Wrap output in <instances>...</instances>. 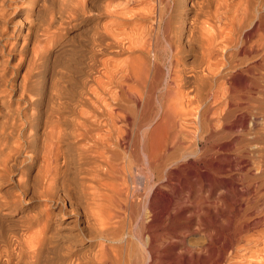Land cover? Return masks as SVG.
I'll list each match as a JSON object with an SVG mask.
<instances>
[{
	"label": "bare ground",
	"instance_id": "obj_1",
	"mask_svg": "<svg viewBox=\"0 0 264 264\" xmlns=\"http://www.w3.org/2000/svg\"><path fill=\"white\" fill-rule=\"evenodd\" d=\"M130 1L133 2L134 0ZM154 1V7L158 11L157 15H154L156 11L151 8V5L148 8L152 12L147 11L148 8L146 7L142 10L133 9L128 11L129 16L128 14L125 16L123 14L125 11L124 6L122 5L118 6L120 8L118 11V8L106 11L109 15L107 16L111 17L109 22L107 21L108 23H101L100 26H97V24L95 27L91 25L93 28L92 48L90 47L92 49L90 59V62H92V64L90 63L92 65V72L90 71L92 75L90 74L89 77H91L92 85L88 86L89 89L87 88L88 90L86 89L85 93L80 91V103L87 108V111L80 112V110V114L72 118L66 116L37 118L32 117L33 115L29 116L23 111L25 109L24 104L15 107L14 114L12 109L6 110L11 103L12 92L18 86V83L11 81L12 78L9 76L7 68L15 54L23 55L28 44H31L32 41L38 42V38L46 36V33H37L30 19L26 21L24 18L22 20L21 16L24 8L17 4L15 0H0V24L3 27L0 31V38L3 39L0 43V184L6 176V179L11 180L14 177L11 178L10 175L13 176L18 173V176L13 179L11 187L17 192H10L11 189H9V192L6 190L3 194L0 193V228L3 225L8 226V230L4 227L7 232L3 228L4 234L2 232L0 235V264H117L114 259H108V255H111V253L108 254L107 252L110 249L114 251L118 247L119 249L122 248V245L119 246L118 244L122 240V236L119 234L121 232H118L120 228L117 226H119V222H122V224L124 222L120 221L119 207L122 205L124 207V204L121 205L124 198L132 196L131 194L135 191L138 192L139 190L136 188L139 186H136V188L132 187V184V188H129L130 185L127 186L125 181L131 174L135 173H127L129 174L127 176L123 171L121 172V168L125 167L122 164L118 166L116 158L117 155L122 153L116 149L106 151L107 144L105 142L108 138L113 146L119 147L122 137L125 139L123 135L128 133V131L125 133L126 127H124L128 117L125 115V108L128 110L126 112L130 113V109H128L130 105L138 106L139 103L142 104L140 101L143 94L141 96L140 88L142 86L144 88L145 86L148 87V85L149 89L152 88L155 77H159L156 75L159 69L162 68L164 72L162 81L164 87H162L170 90L175 88L172 92L173 95L169 96L170 98L166 103H161L160 106L155 105L159 107L158 112L153 117L151 116L148 121L144 124L139 122L143 125L140 128V139L138 138V141H140L138 158L139 163L143 165L142 167L147 172V179L146 181H143L145 178L142 180L146 193L140 207L139 230L137 233L134 232V236L142 248V264H264V253L263 258L255 259V256L260 254L262 250L264 251V191L261 189L264 184L262 180L264 167L261 166L259 161L248 163L251 158L246 159L248 155H245V150L239 147L240 144H237L238 148H232L230 146L231 140L222 136L223 132H227L234 127H236L235 130L239 128V131L246 129L244 127L245 120H247L245 119L246 107L242 110L236 107L237 105L224 103L226 105L223 107L221 105L222 108L218 109L219 105L227 98L224 94V91L227 90L223 91V88L221 90L224 83L220 85L219 80H222L223 77L226 78V76L232 78L234 74L242 70L240 69L244 65L242 63L246 61L242 60H250L247 55L249 56L251 45L248 49L243 46L244 44L240 40L250 26L249 23L245 27L240 24L241 21H245L244 23L247 24L246 19L249 16L251 17L249 13L247 14L248 10H246V4L247 7L249 5L248 0L241 1L245 5L241 8L239 7L240 1L235 2V4H238L237 8L235 4H232L231 14L226 15L223 27L219 23L222 28L215 29L214 35L206 34L207 32H204L205 26L203 27L204 22L207 24L206 20L209 21L211 18L209 4L212 0H179L180 10L177 17L174 15L176 17L174 23L176 24L169 28V40H162V43L165 41L162 46L166 47L168 51L167 58L165 57L166 65L162 68L154 50L150 49L151 44L148 40L151 30L154 31L153 27L160 28L161 1ZM230 1L217 0V4H222L227 12L231 4ZM255 1L257 2V0ZM250 5L249 7H251ZM110 6L112 7V5ZM7 9H11V11H7ZM73 10L74 8L71 7L70 12L73 13L75 11ZM153 11L155 12L153 13ZM167 11L169 12V10ZM70 12L68 11V14ZM150 13H153V15L150 16ZM238 13H240L239 18H237ZM260 13L262 14V12ZM18 15L21 20L18 19L15 23L13 19ZM95 16H97V13ZM260 17L264 18L263 16ZM133 19L134 21L145 20V22L148 20L151 23H149L150 26L146 24L144 27L143 25L136 28L130 25L133 28L129 29L122 27L127 21ZM166 20H168V17ZM7 24L14 27L7 30L5 28ZM35 25L37 26V24ZM163 29L165 30V28ZM222 29H225V32ZM255 31L257 32V30ZM234 33L237 34V38L233 37ZM249 35L252 37L250 33ZM260 35L259 33L257 37H260ZM239 36L241 37L237 41ZM245 36L247 37V34ZM164 38L161 37V39ZM151 39L153 40V38ZM253 41L254 39L250 42ZM217 42L218 44H216ZM254 42L253 44H258L259 38L256 43ZM220 44H222V49L227 47L226 50L220 53L224 60L212 62L213 59L215 61V58L210 59L214 57L213 54L217 55V48ZM257 44L254 47L255 49L257 47L258 50L260 45ZM190 47L194 51L193 56H191L193 58L190 57L192 62L189 64L187 60L189 65L187 64L186 68H184L185 66L179 68L175 56L180 52L185 53ZM229 48L232 51L226 56V51L229 50L228 52H230ZM260 50L258 51L260 52ZM261 51L264 55V49ZM257 52L254 54L256 55ZM98 53H101L105 58L98 60L97 56L96 59L95 54ZM122 53L125 56L121 58L114 57L118 54L123 55ZM254 54L252 55L253 59L256 57ZM238 56L242 59L239 58V62H237ZM21 62L22 58L19 59V63ZM255 63L257 64L256 61ZM96 65H99V70ZM248 69H250V66ZM253 71L251 72L253 73ZM247 73L246 71L245 74ZM28 74L29 69L26 77ZM148 78L150 81L152 80L153 85H151ZM145 81H149V84L144 86L142 83H145ZM242 81L244 82V80ZM229 82L226 85L227 87ZM251 83L253 85V81ZM29 84L23 77V83L20 85L21 91L16 97L17 103L19 101L30 102L26 100L27 96L25 95V92L30 88ZM236 84L238 83H234V85ZM248 85L250 84L247 81L246 85L243 86ZM178 87H184L186 91L182 88L184 92L179 93ZM63 88H65L64 85L62 90ZM255 88L257 89V87ZM150 90H148V94H151ZM145 91L146 89L143 92L144 94ZM66 92L65 88L64 94ZM246 92L243 93V96L248 95V92ZM249 94L251 95V92ZM253 94H256V92ZM145 95L148 98L147 93ZM149 105L145 102L146 107ZM257 106L261 107L262 105ZM244 110L246 112H243ZM262 111L260 112L262 113ZM10 113L13 116L9 115ZM136 113L138 115V112ZM142 113H144V110ZM131 114L134 115L135 113L129 114L130 118H133ZM139 115V117H142L143 114L139 113ZM254 116L252 115V117ZM136 121L134 120V122ZM250 122L253 123V119ZM128 123L131 124L130 121ZM38 126H43V130L36 129ZM101 127H104L105 134L96 136L94 132ZM132 131L135 133L134 130ZM169 135L172 136L170 137V139H173L171 140L172 143L174 138L178 139L180 135L188 137V150L180 155L178 154V157L175 156L176 159L171 163H169V160L175 157L168 159L169 155L167 157L164 155L166 152L158 154L160 147L165 148L164 142H166ZM134 136L132 135V137ZM136 136H138V133ZM128 137L130 139V136ZM134 141L137 143V140L132 142ZM206 142L208 143L206 144ZM178 145L182 146V143L180 142ZM185 147L184 149L187 148ZM178 148L177 150H180ZM63 149L67 151L70 149L68 152L71 149L75 151L76 166H74V169H69L68 166L73 159V155H71L73 151L68 155L69 153L67 154V151L64 152ZM129 150H131V147ZM38 153H41L43 158L41 163L37 160ZM19 154H23L25 158L18 159ZM134 156H137V154ZM134 156L132 155V157ZM25 162L27 164L24 165ZM32 165H35L36 169L30 175L29 169ZM132 170L135 172V169ZM142 171L144 172V170ZM136 181L138 182V180ZM170 192L173 195L170 196ZM7 193L8 195H6ZM24 195L28 196H26V200H24ZM132 200L130 199V201ZM127 202L131 203L129 200ZM120 211L124 210L121 209ZM185 211L186 213L183 214ZM178 213L181 214L176 217ZM135 225L139 224L135 223ZM178 225H186L183 233L189 231H191L190 234L200 233L205 240L203 244L194 242V245H187L181 239L171 240L170 235H173L170 233L171 231H177L176 227ZM30 227H37V229L25 234L26 229L29 230ZM189 233L184 234L183 239ZM92 239H96L94 244H92ZM170 241L175 245L171 250ZM124 242L126 243V241ZM185 242L187 243V240ZM179 245H181V248L178 247ZM112 247H116V249ZM113 254H117V257L120 258L118 252ZM111 258H114V255Z\"/></svg>",
	"mask_w": 264,
	"mask_h": 264
},
{
	"label": "rangeland",
	"instance_id": "obj_2",
	"mask_svg": "<svg viewBox=\"0 0 264 264\" xmlns=\"http://www.w3.org/2000/svg\"><path fill=\"white\" fill-rule=\"evenodd\" d=\"M16 2H17V4H19L22 8H24V11H23V13H22V16H21V18H22V20L25 18L26 19V21H27V19H30L32 22H31V24H33V26H34V28L37 30V33H39V34H42V33H46V36H41V37H39L38 39H39V41L38 42H35V41H32L31 42V44H28L27 45V48H25V52H24V54L23 55H18V54H15V56H14V58H12L11 60H10V64L8 65V71H9V76L12 78L11 79V81H13L14 83H18V86H16V88H15V90H14V92H12V98H11V103H10V105H8L7 106V111L9 110V109H12V111H13V114H14V112H15V107H17L19 104H24L25 105V109H23V111H25L29 116H32V117H37V118H44V117H56V116H66V117H68V118H72V117H75V116H77L78 114H80V112H82L83 110H85V111H87V108L85 107V106H82L81 105V103H80V100H81V92H83V93H85V91H86V89L88 88L89 89V87L92 85V81H91V77H89V75L91 74V72H92V69H91V67H92V62H90L91 60V55H92V52H91V50L92 49H90V47L92 48V43L91 42H93V40H91V39H93V35H92V32H93V28H92V26H96L97 24V26H100L101 25V23L103 24V23H108L109 22V20H110V18L111 17H108L109 15H108V13L106 12L107 10H116L117 8H118V6L120 7V6H124V10H121V11H124L123 12V14L125 15V16H127V14H128V16H129V12L128 11H132L133 9H135V10H142V8L143 9H145L146 7L148 8V7H150L151 5L153 6H151V8L152 9H154L155 11H153V13H154V15H157L158 14V11H157V9L154 7L155 6V3H153V1L154 0H151V2H150V0H142V1H140V0H134L133 2L132 1H130V0H124L125 1V3H124V1L123 0H15ZM129 1V2H128ZM161 1V4H160V12H159V17H160V23H159V27L160 28H155V26L153 27L154 28V31H152L151 30V34L148 36V40H150L149 42H150V49L151 50H154V52H155V54H156V57H157V59H159L158 60V62L160 61L161 62V68H162V66H165L166 65V63H165V59L167 58V54H168V51H167V49H166V47H163L162 46V44H164L165 43V41H168L169 40V33H170V30H169V28H171L172 27V25H175L176 23H174V21H176V17H177V14L179 13V10H180V7H179V0H160ZM166 1H167V3H166ZM212 1H213V3H212ZM211 2H210V9H209V7H208V9L211 11V18L209 19V21L208 20H206V23L207 24H205V22H204V24H203V27H204V32L206 33V34H208V35H214L215 34V32H216V30L215 29H217L218 30V27H220V28H222L223 26H224V22H225V17H226V15H229V14H231V8H233V5L235 4V2L237 1V2H241L242 0H231L230 1V6L228 7L229 9H228V11L226 12L225 10H224V7L222 6V4H217V0H212ZM215 1V2H214ZM253 1H255V0H248L247 1V3L251 6V7H253V8H251V7H249V5H248V7H249V9H248V7H247V4H246V10H248L247 11V14L249 13V15H251V17L249 16V15H247V16H249V18H245L246 20H247V24H245L243 21H241V25H243L244 27H245V25L247 26L248 25V23H249V29H251V28H253L254 30H257V32L255 31L254 32V30L253 29H251V30H249L248 28L246 29V31L244 32V34L246 35L247 34V37L244 35L243 36V34H241L243 37L240 39V37L241 36H239V38H238V40L237 41H239V39L240 40H242V44H244L243 46H245V47H247L248 49H249V46L251 45V47H250V49H249V56L247 55V58L249 57V59L250 60H248V59H244V60H242L239 56H238V61L237 62H239V58L242 60V61H245V63L243 62L242 64H244L240 69H242V70H240L242 73H244V74H242L240 71V73L239 72H237L236 74H234L233 76H232V78L231 77H227L226 76V78L225 77H223V79H224V82H223V79L221 80H219V84L220 85H222V83H224V85L221 87V90H222V88H223V91L224 90H230V91H224V94H225V96H227V98H226V100H224L220 105H219V108L218 109H220V107H221V105H222V107L223 106H225L226 104H224V103H229L230 105H237L236 107H239V108H241L242 110L243 109H245V107H246V111L244 110L243 112H246L245 113V119H247V120H245V125H244V127H246V129H248V130H246L245 128V130L244 129H241L240 131L238 130L239 128H237V130H235V128L236 127H234V128H232L231 130H229V131H225V132H223V134H222V136L225 138V139H229V140H231V144H230V146L232 147V148H238V145H239V147H241L242 149H244L245 151H247V152H245L244 150V153H245V155H250L249 157L248 156H246V159L247 160H249L250 158V160L248 161V163H252V161L254 162H258L259 161V163H261V166L262 167H264V161H262V160H264V55L262 54L263 52L261 51L262 49H264V48H262L263 46H264V21H259V20H264V18H262V17H260V16H263L264 17V15H262V14H264L263 13V11H264V0H257V2L255 1V3H253ZM115 2V3H114ZM119 2V3H118ZM127 2V3H126ZM141 2V3H140ZM155 2V1H154ZM239 2V7L241 8V7H243V6H245L244 5V3H240ZM130 3H132V4H130ZM151 3V4H150ZM165 3V4H164ZM253 3V4H252ZM257 3V4H256ZM118 4V5H117ZM121 4V5H120ZM128 4H129V6H128ZM143 4V5H142ZM154 4V5H153ZM177 4V5H176ZM233 4V5H232ZM110 5H112V7L110 6ZM117 5V6H116ZM149 5V6H148ZM257 5V6H256ZM75 6V7H74ZM116 6V7H115ZM158 6V5H157ZM165 6V7H164ZM172 6V7H171ZM220 6V7H219ZM235 6H236V8L238 7V4L236 3L235 4ZM71 7H73L74 8V12L72 13V12H70V10H71ZM130 7V8H129ZM222 7V8H221ZM262 7V8H261ZM109 8V9H108ZM170 8V9H169ZM220 8V9H219ZM70 9V10H69ZM120 8H118L117 9V11L119 10ZM174 9V10H173ZM219 9V10H218ZM222 9V10H221ZM251 9V10H250ZM11 11V9H7V11ZM134 10V11H135ZM147 11H149L150 10V8H148V9H146ZM146 10H144V11H146ZM165 10V11H164ZM167 10H169V12L167 11ZM170 10H171V12H170ZM177 10V11H176ZM253 10H255V11H253ZM68 11L70 12V14H68ZM151 12H152V10H150ZM167 11V12H166ZM230 11V12H229ZM97 13V16H95L96 15V13ZM127 12V13H126ZM164 12V13H163ZM257 12V13H256ZM260 12H262V14L260 13ZM126 13V14H125ZM153 13H150V16H151V14L153 15ZM174 13V14H173ZM221 13V14H220ZM256 13V14H255ZM260 13V14H259ZM103 14H104V16H103ZM106 14V15H105ZM169 14V15H168ZM101 15V16H100ZM108 15V16H107ZM171 15V16H170ZM173 15V16H172ZM174 15L176 16V17H174ZM240 13H238V16H237V18H239L240 16ZM257 15H259V16H257ZM165 16V17H164ZM222 16V17H221ZM253 16H255V17H253ZM162 17H163V19H162ZM167 17H168V20H166L167 19ZM173 17V18H172ZM218 17H219V19H218ZM253 17V18H252ZM259 19H257V18ZM21 18H20V16L18 15L16 18L14 17V19L13 20H15L14 22L16 23L17 22V20L19 19V20H21ZM100 20H99V19ZM255 18V19H254ZM174 19V20H173ZM222 19V20H221ZM224 19V20H223ZM254 19V20H253ZM98 20V21H97ZM162 20V21H161ZM219 20H221V21H219ZM35 21V22H34ZM95 21H97V22H95ZM108 21V22H107ZM147 22H145V20H143V21H141V20H135L134 21V19L132 20V21H127L124 25H122V27L123 28H133L134 26H135V28L136 27H138V26H140L141 25V27H142V25H143V27L144 26H146V24L148 25V26H150L149 25V23H151V22H149L148 20H146ZM166 21V22H165ZM224 21V22H223ZM251 21H253L251 24H250V22ZM255 21V22H254ZM12 23H13V21H11ZM10 22V23H11ZM173 22V23H172ZM140 23V24H139ZM219 23H221L222 25V27L219 25ZM260 23V24H259ZM35 24H37V26L35 25ZM135 24V25H134ZM160 24H162V25H160ZM259 25V27H258V25ZM92 25V26H91ZM130 25H133V27H130ZM219 25V26H218ZM128 26V27H127ZM163 26V27H162ZM217 26V28H215ZM262 26V27H261ZM11 27H14V26H12L11 24H7V25H5V28L7 29V30H10V28ZM37 27V28H36ZM152 27V26H151ZM2 24H0V31L2 30ZM163 28H165V30L163 29ZM256 28V29H255ZM160 29V30H159ZM46 30V31H45ZM168 30H169V32H168ZM224 32H225V29H222ZM222 31V32H223ZM253 32V33H251V32ZM154 32H155V34H154ZM161 32V34H159ZM164 32V33H163ZM166 32V33H165ZM261 34L260 35V37L262 38H260L259 36L257 37V35H259V33ZM163 33V34H162ZM249 33L252 35V34H254L255 35V37H254V35H252V37L249 35ZM153 34V35H152ZM163 35V36H162ZM164 35H166L165 36V38H164ZM234 36L233 37H235V38H237V34L236 33H234L233 34ZM263 35V36H262ZM92 36V37H91ZM152 36V37H151ZM161 37H163L164 39H161ZM244 37H245V39H246V41H244L245 39H244ZM249 37H251L250 39H249ZM151 38H153V40L151 39ZM160 38V39H159ZM168 38V39H167ZM248 38V39H247ZM255 38H257V40H255ZM258 38H259V43L257 44L256 43V41H258ZM35 39V38H34ZM244 39V40H243ZM252 39H254V43H256L257 45H260V48L259 49H261L260 50V52L257 50V47H256V49H255V47H254V45H256V44H253V42L251 43L250 41H252ZM0 43L2 42V40L3 39H1L0 38ZM10 41H11V39H9ZM21 40V39H20ZM19 40V41H20ZM162 40H165L163 43H162ZM249 40V41H248ZM152 41V42H151ZM157 41V42H156ZM261 41V42H260ZM161 42V43H160ZM263 42V43H262ZM247 43V44H246ZM91 44V45H90ZM216 44H218V42L216 43ZM160 45V46H159ZM253 45V46H252ZM165 46V45H164ZM217 46V45H216ZM159 47V48H158ZM221 47V48H220ZM217 48V47H216ZM223 47H222V44H220V46L217 48V55L216 54H213L214 55V57H212L210 60H212L213 58H215V61H214V59L212 60V62H220L221 61V59H223L224 60V57L223 56H220V53H221V51H223V50H226L227 49V47L225 48V49H222ZM252 48V49H251ZM165 49V50H164ZM230 49V48H229ZM158 50V51H157ZM252 52H251V51ZM229 50H227L226 52H227V54H226V56L228 55V54H230L231 53V51H232V49H230V52H228ZM259 53H258V52ZM157 52V53H156ZM188 52V53H187ZM191 52H193L192 54H189V53H191ZM251 52V53H250ZM255 52H257L256 53V55L254 54ZM165 53V54H164ZM256 56L254 59H253V54ZM99 54V53H98ZM98 54H95L96 56H95V58L98 56V60H103V58H105L104 56H102V54L100 53L99 55ZM123 55H121V54H118V55H115L114 57L116 58V57H118V58H121V57H123V56H125L124 55V53H122ZM193 54H194V51H193V49H192V47H190V49L189 50H187V51H185V53L184 52H180L178 55H176L175 56V59H177L178 60V67L180 68V67H184V68H186L189 64H190V62H192V59L191 58H193V57H191V56H193ZM263 56H262V55ZM119 55H120V57H119ZM181 55V56H180ZM219 55V56H218ZM259 55V56H258ZM258 56V57H257ZM262 56V57H261ZM166 57V58H165ZM191 57V58H190ZM221 57H223V58H221ZM20 58H22V62L21 63H19V59ZM252 58V59H251ZM257 58H258V60H257ZM1 59V58H0ZM97 59V58H96ZM256 59V60H255ZM262 59V60H261ZM177 60H176V62H177ZM181 62H180V61ZM187 60H188V62H189V64H188V62H187ZM190 60V61H189ZM220 60V61H219ZM240 60V61H241ZM162 61H164V62H162ZM252 61H253V63H252ZM255 61L257 62V64L255 63ZM185 62V63H184ZM261 62V63H260ZM91 63V64H90ZM180 63V64H179ZM256 65H255V64ZM182 64V65H181ZM188 64V65H187ZM250 64V65H249ZM259 64V65H258ZM181 65V66H180ZM248 65V66H247ZM261 65V66H260ZM12 66V67H11ZM97 67V69H98V66L99 65H96ZM249 66H250V69H248L249 68ZM251 66H252V68H251ZM255 66V67H254ZM257 66V67H256ZM247 69H246V68ZM254 67V68H253ZM29 69V74L27 75V77H26V73H27V70ZM163 69V68H162ZM162 69L160 70L159 69V71H158V73H157V75L156 76H159L158 78L157 77H155L156 79L154 80L155 82H153L154 83V85H153V83H152V80L150 81V79H149V81H150V83H151V85H153L152 86V88H150V89H152V90H150L149 89V81H145V83H142V84H144V86H145V84H147L148 85V87L147 86H145V88L142 86V88H140V91H141V96H142V94H143V97H142V99H141V101L140 102H142V104L141 103H139L138 104V106H133V105H130V104H128V105H130L129 107H128V109H130L129 111H130V113H135L134 115L133 114H131V115H133L132 117L133 118H130L131 116L129 115L130 113H128V112H126V111H128L126 108H125V115L126 116H128L127 117V121L125 122V126L124 127H126V130H125V133H126V131H128V133H126V134H124L123 136H124V138L125 139H123V137H122V139L124 140H120V144H119V147L118 146H113V144H112V142H111V140H110V142L108 141V138H107V142H105L107 145H106V151H108V150H110V149H116V150H118V151H120L122 154H120V155H117V158H116V163L118 164V166H119V164H122L123 165V167H125V168H121L122 167V165H120L121 167V172L123 171V173H125V174H127V173H129V174H131V173H135V174H131L130 175V177L125 181L126 182V184H127V186L129 187V185H130V187L129 188H132V187H135L136 188V186H139V187H137L136 189H138L139 191L137 192V191H135V192H133L131 195L132 196H127V197H125L124 198V200H123V202L121 203V205L122 204H124V207H122V206H120L119 208V217H120V221H123L124 223L122 224V222L120 223H118L119 224V226H117V227H119L120 229H118L119 231L118 232H121V233H119L121 236H122V240L118 243L119 244V246H121L122 245V248H120L119 249V247L116 249V247H112L113 249L115 248L116 250H111L110 249V251H108L107 253L109 254V252L111 253V255L109 254L108 256V259H110V260H112V259H114V261H117V264H142V261H143V258H142V248H141V245H139L138 243H137V241H136V239H135V233H137L138 232V228H139V226H140V221L138 222V220L140 219V207H141V204L143 203V200H144V198H145V193H146V191H145V187L142 185V180H143V178H145L143 181H146V177H147V172H146V170L142 167L143 165H141V163H139L140 162V160H139V158H138V145H139V143H140V141H138V138L140 139V132H141V126L146 122V121H148L150 118H151V116L153 117L157 112H158V109H159V107L158 106H155V105H159V104H161V103H166L167 101H168V99L173 95V91L175 90V88H173L172 90H170V89H166V88H163L164 86V84H163V75H164V72L162 71ZM99 70V69H98ZM254 70V71H253ZM91 71V72H90ZM161 71V72H160ZM248 72L247 74H245V72ZM249 71H250V73H249ZM251 71H253V73H255V74H253ZM256 72H257V74H256ZM239 73V74H238ZM94 74V73H93ZM159 74V75H158ZM241 74V75H240ZM62 75V76H61ZM92 75V74H91ZM241 77H240V76ZM244 77H243V76ZM253 75V76H252ZM251 77V78H248V77ZM23 77H25V79H26V81H27V83L29 84V82H30V88H29V90H27L26 92H25V95L27 96L26 97V100H29L30 102L29 103H27V101L26 102H18L17 103V101L18 100H16V97H18V94L20 93V85L23 83ZM162 77V78H161ZM238 77H240L239 79H238ZM255 77V78H254ZM257 77V78H256ZM159 78H161V79H159ZM229 78V79H228ZM232 80H231V79ZM261 78V79H260ZM147 79V80H148ZM247 79V80H246ZM250 79V80H249ZM252 79V80H251ZM256 79V80H255ZM258 79V80H257ZM161 80V81H160ZM229 80H230V82H231V84H230V82H229ZM242 80H244V82L242 81ZM33 83H32V82ZM248 81V84H250V85H248V86H243L244 84L246 85V82ZM253 81V85H252V82ZM91 82V83H90ZM162 82V83H161ZM221 82V83H220ZM229 82V84H228V87L226 86L227 85V83ZM232 82H233V84H232ZM241 82V83H240ZM234 83H238V84H236V85H234ZM242 83H244L243 85H242ZM256 83V84H255ZM88 84V85H87ZM158 84V85H157ZM159 84H160V86H159ZM256 86H255V85ZM63 85L65 86V88H66V90H67V92H66V94H64L65 93V88H63V90H62V87H63ZM229 85L231 86L230 88H229ZM234 85V86H233ZM240 85H242L241 87H240ZM262 85H263V87H262ZM89 86V87H88ZM158 86V87H157ZM163 86V87H162ZM174 86V85H173ZM172 86V87H173ZM225 87V88H224ZM244 87H246L245 89H244ZM250 87V88H249ZM255 87H257V89L254 88ZM144 88V90L146 89V91H145V94L147 93V95H148V98L146 97V95L143 93L144 92V90H142ZM154 88V89H153ZM185 90V88L184 87H178V92L179 93H181V91L182 92H184L183 91V89ZM226 88H228V89H226ZM232 88H234V89H232ZM243 88V90H241V89ZM251 90H249V89ZM259 88V89H258ZM87 89V90H88ZM150 90L151 91V94L149 93L148 94V90ZM159 89V90H158ZM232 89V90H231ZM240 89V90H239ZM255 90V91H253V90ZM61 90V91H60ZM155 90V91H154ZM157 90V91H156ZM162 90H164V91H162ZM180 90V91H179ZM233 90H237V91H233ZM245 90V91H244ZM70 91V92H69ZM81 91V92H80ZM158 91H160V92H158ZM186 91V90H185ZM248 92V95L247 94H245V96H243L244 94L243 93H245V92ZM62 93L61 95L59 94V93ZM164 92H165V94H164ZM227 92V93H226ZM234 94H233V93ZM246 92V93H247ZM251 92V95L249 94ZM255 93L256 92V94H253V93ZM58 93V94H57ZM68 93V94H67ZM230 93H232V94H230ZM239 95H238V94ZM63 94H64V96H63ZM167 94V95H166ZM169 94V95H168ZM227 94V95H226ZM255 95V96H253V95ZM83 95V94H82ZM86 95H88V94H86ZM151 96V98H153V99H151L150 98V96ZM163 95V96H162ZM59 96H61V97H59ZM83 96H85V95H83ZM154 96H155V98H154ZM157 96V97H156ZM170 96V97H169ZM230 96V97H229ZM166 97V98H165ZM245 97V98H244ZM255 97V98H254ZM261 97V98H260ZM160 98V99H159ZM163 98V99H162ZM234 98V100H232ZM259 98V99H258ZM257 99V100H256ZM244 100V101H243ZM250 100V101H249ZM156 101V102H155ZM233 101V102H232ZM235 101V102H234ZM240 101V102H239ZM245 101H247V102H245ZM143 102H144V104H143ZM145 102L149 105L148 107H146L145 106ZM160 102V103H159ZM231 102V103H230ZM258 102V103H257ZM235 103V104H234ZM243 103V104H242ZM247 103V104H246ZM154 106H153V105ZM239 104V105H238ZM242 104V105H241ZM127 105V106H128ZM152 105V106H151ZM245 105V106H244ZM257 105H262L261 107H258ZM143 106H144V108H143ZM160 106V105H159ZM251 106V107H250ZM155 107V108H154ZM221 107V108H222ZM249 107V108H248ZM138 108H139V110H138ZM157 108V109H156ZM248 108V109H247ZM249 109H251V110H249ZM255 109V110H254ZM81 110V111H80ZM132 110V111H131ZM134 110V111H133ZM143 110H144V113H142L143 112ZM263 110V111H262ZM80 111V112H79ZM138 112V115H137V113L136 112ZM259 111V112H258ZM260 111H262V113L260 112ZM251 114H250V113ZM253 112V113H252ZM139 113H141V114H143V115H141L142 117H139L140 115H139ZM146 113V114H145ZM151 113V114H150ZM152 113H154V114H152ZM249 113V115L247 116V114ZM13 114L12 113H10L9 115H11V116H13ZM149 114V115H148ZM141 119V121H140V119L137 117V116ZM148 115V116H147ZM252 115H255L254 117H252ZM135 116V117H134ZM136 118V119H135ZM138 118V119H137ZM144 118H147V119H145L144 120ZM248 118H250V119H248ZM259 118V119H258ZM262 120H261V119ZM142 119H143V121H142ZM253 119V123H251L250 121ZM134 120L137 122H134ZM249 120V121H248ZM258 120H259V122H258ZM130 121V123L131 124H129L128 122ZM248 121V122H247ZM256 121V122H255ZM262 121V122H261ZM132 122H134V123H132ZM143 123V124H140V123ZM251 123V124H250ZM255 123V124H254ZM134 124V125H133ZM135 124H137V125H135ZM250 125H252V126H250ZM257 125V126H256ZM259 125V126H258ZM261 125V126H260ZM130 126V127H129ZM134 126V127H133ZM253 126H255V127H253ZM263 126V127H262ZM133 127V128H132ZM250 127V128H249ZM102 128V129H101ZM98 131H96V132H94V134L97 136H100L101 134H105V129H104V127H101ZM135 128V129H134ZM139 128V129H138ZM36 129H38V130H43V126H38ZM125 129V128H124ZM134 130L135 131V133H133V131L132 130ZM261 129H262V131H261ZM104 130V131H103ZM140 130V131H139ZM244 130V131H243ZM253 130V131H252ZM99 131H100V133H99ZM102 132V133H101ZM133 134H132V133ZM138 133V136H136L137 135V133ZM237 134H236V133ZM245 132V133H244ZM256 132V133H255ZM263 132V133H262ZM131 135H130V134ZM235 133V134H234ZM239 133V134H238ZM248 133V134H247ZM243 134V135H242ZM245 134V135H244ZM132 135L135 137H132ZM232 135V137H230V136ZM234 135V136H233ZM240 135V136H239ZM128 136H130V139H129V137ZM249 136H250V138H249ZM258 136V137H257ZM170 137H172V136H170L169 135V137L166 139V142H164L165 143V148L164 147H160V151H158V154H163V153H165L164 155H166V157L168 158V159H170V158H172V157H178V154L180 155L181 153H184V152H186L187 150H188V145H187V143H188V137H186V136H184V135H180V136H178V139H175L174 138V141H173V143L171 142V140H173V139H170ZM186 137V138H185ZM238 137V138H237ZM248 137V138H247ZM255 137V138H254ZM260 137V138H259ZM128 138V139H127ZM185 138V139H184ZM257 138H259V139H257ZM234 139V140H233ZM263 139V140H262ZM128 140H130L131 141V143H130V141H128ZM133 140H137V143L134 141V142H132ZM128 142V143H130V144H128V143H126V142ZM169 141V142H168ZM234 141H235V143H236V145H235V143H234ZM239 141H241V142H243V143H241V142H239ZM255 141H256V143H255ZM182 143V146H180V145H178L179 143ZM251 144H250V143ZM257 142H259V143H261V144H259V143H257ZM110 143V144H109ZM133 143V144H132ZM163 143V144H164ZM208 142H206V144H207ZM239 143V144H238ZM244 143H246L245 145H243ZM137 145V146H135V145ZM174 144V145H173ZM186 144V145H185ZM238 144V145H237ZM248 144H249V146H248ZM257 144V145H256ZM123 145V146H122ZM127 145V146H126ZM130 145H133V146H130ZM171 145V146H170ZM183 145H184V147L186 148V149H184V147H183ZM200 145V144H199ZM243 145V146H242ZM109 148H108V147ZM113 146V148H111ZM128 146H129V148H128ZM168 146V148H166ZM176 146V147H175ZM178 146H179V148H178ZM236 146V147H235ZM123 149H122V148ZM127 147V148H126ZM130 147H131V150H129L130 149ZM181 147V148H180ZM244 147H246V148H244ZM250 147H252V148H250ZM133 148V149H132ZM177 148L178 149H180V150H177ZM255 148V150H253ZM104 149V148H103ZM65 150V151H64ZM70 150V149H69ZM68 150V151H69ZM124 150V151H123ZM133 150V151H132ZM175 150V151H174ZM253 150V153L251 152ZM63 151L64 152H66L67 150L66 149H63ZM66 152L68 155H70L71 153H72V151H73V153L71 154V155H73L72 157H73V159L71 160V162L69 163L70 165H68L69 166V169H74V166H76V160H75V151L74 150H72L71 149V151L70 152ZM118 151H117V153H118ZM126 151V152H125ZM136 151V152H135ZM173 151V152H172ZM177 151V152H176ZM178 151H179V153H178ZM263 151V152H262ZM123 152H124V154H123ZM133 152V153H132ZM251 152V153H250ZM132 153V154H131ZM175 153H177V154H175ZM248 153V154H247ZM254 153H256V154H254ZM259 153V154H258ZM262 153V154H261ZM119 154V153H118ZM135 154H137V156H134ZM251 154H254V155H256V156H254V155H251ZM126 155H127V157H126ZM132 155L134 156V157H132ZM259 155V156H258ZM262 155V156H261ZM119 156H121L120 158H119ZM131 156V157H130ZM261 156V157H260ZM176 157L175 158H173V159H170L169 160V163H171L172 161H174L175 159H176ZM23 159V158H25L24 157V155L23 154H19V156H18V159ZM124 158V159H123ZM42 155H41V153H38V156H37V160L38 161H40V163L42 162ZM120 161H119V160ZM122 159V160H121ZM134 159H136V160H134ZM260 159V160H259ZM126 160V161H125ZM129 161V162H128ZM132 161H135V162H132ZM251 161V162H250ZM27 162V161H26ZM24 163V165L25 164H27V163ZM124 162V163H123ZM126 163H127V165H126ZM263 163V164H262ZM73 164V165H72ZM138 164V165H137ZM73 167V168H72ZM134 167H136V168H134ZM127 168V169H126ZM137 168H139L138 170H137ZM143 168V169H142ZM36 169V166L35 165H32L31 167H30V171H29V174L31 175V174H33L34 173V170ZM132 169H135L134 171L135 172H133V170ZM144 170V172L142 171V170ZM69 171H72V170H69ZM126 171V172H125ZM129 171V172H128ZM141 172V173H140ZM129 174H127V176L129 175ZM135 175V176H134ZM137 175V176H136ZM18 176V173H16V174H14L13 176L12 175H10V177L11 178H13V179H15L16 177ZM7 177V176H6ZM6 177H5V180L3 181V182H1V184H0V193L1 194H3V192L4 191H8L9 189H11V190H15V189H12L11 187H12V185H13V179H11V180H9V178H7L6 179ZM136 177V178H135ZM131 178H132V180H131ZM6 180H7V182H6ZM136 180H138V182L136 181ZM141 180V181H140ZM262 180L264 181V175H263V177H262ZM130 181H132V182H130ZM183 181V180H182ZM128 182H130V183H128ZM133 182H134V184H135V186H134V184H133ZM140 182V183H139ZM175 182V181H174ZM87 183H88V181H87ZM182 184H183V182H181ZM264 183V182H263ZM131 184H132V187H131ZM261 189H262V191H264V184L261 186ZM11 190H9L10 192H14V193H16L17 192V190H15V191H11ZM2 191V192H1ZM8 191V192H9ZM137 192V193H136ZM136 193V194H135ZM171 192H170V196H171ZM6 195H8V193L6 194ZM27 195L29 196V194L27 193ZM27 195H24V200H26V196ZM173 195V194H172ZM27 196V197H28ZM131 197V198H130ZM134 199H133V198ZM132 200V201H130V199ZM129 200V202H131V203H128L127 201ZM141 200V201H140ZM126 202V203H125ZM82 204H84V203H82ZM127 204H130V205H127ZM132 204V205H131ZM139 205V206H138ZM28 207H30V206H28ZM125 208H126V210H125ZM124 210V211H120V210ZM139 210V211H138ZM120 212H122V213H120ZM134 212V213H133ZM137 212H139V213H137ZM129 213H131L130 215H129ZM186 213V211L183 213V214H185ZM121 214V215H120ZM180 214L181 213H178L177 215H176V217H179L180 216ZM18 215V214H17ZM137 215H139V216H137ZM126 216V217H125ZM139 217V218H138ZM138 218V219H137ZM125 219V220H124ZM137 219V220H136ZM127 220V221H126ZM137 221V222H136ZM125 222H127V223H125ZM135 223L136 224H139V225H135ZM124 224H125V227H124ZM3 225V224H2ZM121 225V226H120ZM1 226V225H0ZM4 227H6L5 225H3V227H1L0 228V235H1V233L3 232V230L5 229ZM8 227V226H7ZM6 227V229L8 230V228ZM4 228V229H3ZM122 228H124V229H122ZM3 229V230H2ZM6 229H5V232H7L6 231ZM37 229V227H30L29 228V230H27L26 229V231H25V234H26V232L29 234L31 231H34V230H36ZM137 229V230H136ZM180 229V230H179ZM186 229V225H178V227H176V230L177 231H171V233L170 234H172L173 236H171L170 235V239L171 240H176V239H181V240H183L184 241V244H189V245H194V242L196 243H198V244H203V242L205 241L203 238H202V236H201V234L199 233H189V232H191V231H189V232H187V233H189L186 237H185V239H183V235L184 234H187L186 232L185 233H183V231ZM30 231V232H29ZM181 231V232H180ZM123 232V233H122ZM135 232V233H134ZM178 232V233H177ZM179 232H180V234H179ZM86 233V232H85ZM177 235H176V234ZM3 234H4V232H3ZM195 234V235H194ZM125 235V236H124ZM192 235V236H191ZM201 236V237H200ZM182 237V238H181ZM189 237V238H188ZM126 241V243L124 242V241ZM187 240V243L185 242ZM96 241V239L94 240V239H92V244H94V242ZM191 243H190V242ZM171 242V241H170ZM193 242V243H192ZM123 243V244H122ZM196 243V244H197ZM195 244V245H196ZM175 245H174V243L173 242H171L170 243V250H171V248L172 247H174ZM125 247V248H124ZM179 248H181V245H179L178 246ZM178 248V249H179ZM121 252H120V251ZM112 251H113V253L115 252H118V254L120 255V258L119 257H117L118 255L117 254H113L112 253ZM263 253H264V251L262 250L261 251V253L260 254H262V255H260V254H258L257 256H255V259H261V258H263ZM114 255V258H111V256H113ZM122 255V256H121ZM141 255V256H140ZM117 258H116V257ZM170 256H171V253H170ZM260 256V257H259ZM116 258V259H115ZM118 259V260H117ZM138 260V261H137ZM118 261H120V262H118ZM137 261V262H136Z\"/></svg>",
	"mask_w": 264,
	"mask_h": 264
}]
</instances>
